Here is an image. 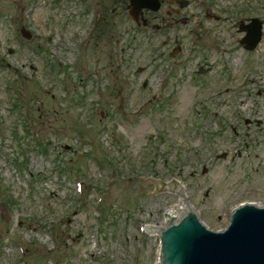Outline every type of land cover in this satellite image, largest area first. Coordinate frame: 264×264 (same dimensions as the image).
<instances>
[{"label":"rangeland","instance_id":"374dc122","mask_svg":"<svg viewBox=\"0 0 264 264\" xmlns=\"http://www.w3.org/2000/svg\"><path fill=\"white\" fill-rule=\"evenodd\" d=\"M178 1L0 0V264H157L174 202L137 179L209 229L264 203V0Z\"/></svg>","mask_w":264,"mask_h":264},{"label":"water","instance_id":"95a60500","mask_svg":"<svg viewBox=\"0 0 264 264\" xmlns=\"http://www.w3.org/2000/svg\"><path fill=\"white\" fill-rule=\"evenodd\" d=\"M181 5L184 7L186 3ZM160 8L158 0H130L129 15L138 22L143 10L158 12ZM262 27L263 22L258 19H252L248 26H241L240 32H246L241 42L246 50L253 51L259 45ZM22 34L27 39L31 38V34L25 29H22ZM137 181H151L146 195L166 192L172 194L174 205L168 203L167 210L160 213L163 227H137V232L141 233H148L147 227L150 232L160 229L161 264H264V203H252L263 207L242 203L247 205L239 207L242 205L240 204L237 206L239 208L235 207L227 213L224 228L209 230L191 206L186 211L189 205L182 182L147 179ZM183 213V217L177 221ZM165 219L169 222L166 228ZM158 232L155 236L157 253H151V260H157V264L160 253Z\"/></svg>","mask_w":264,"mask_h":264},{"label":"bare ground","instance_id":"6f19581e","mask_svg":"<svg viewBox=\"0 0 264 264\" xmlns=\"http://www.w3.org/2000/svg\"><path fill=\"white\" fill-rule=\"evenodd\" d=\"M176 181H178V180H176ZM178 182H180V181H178ZM183 185V184H182ZM183 188H184V185H183ZM187 198V197H186ZM187 202H188V200H187ZM189 205V204H188Z\"/></svg>","mask_w":264,"mask_h":264}]
</instances>
